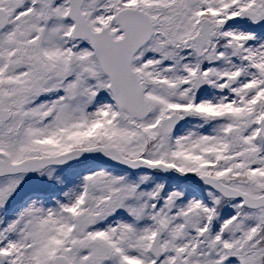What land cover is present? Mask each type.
Segmentation results:
<instances>
[{"label": "snow or ice", "instance_id": "6c2138e0", "mask_svg": "<svg viewBox=\"0 0 264 264\" xmlns=\"http://www.w3.org/2000/svg\"><path fill=\"white\" fill-rule=\"evenodd\" d=\"M0 264H264V0H0Z\"/></svg>", "mask_w": 264, "mask_h": 264}]
</instances>
